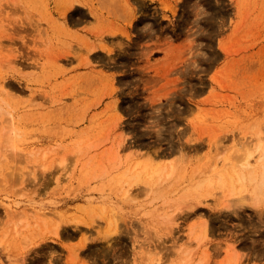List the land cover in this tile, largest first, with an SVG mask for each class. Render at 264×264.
<instances>
[{"label": "rangeland", "instance_id": "rangeland-1", "mask_svg": "<svg viewBox=\"0 0 264 264\" xmlns=\"http://www.w3.org/2000/svg\"><path fill=\"white\" fill-rule=\"evenodd\" d=\"M249 153L264 0H0V264H264Z\"/></svg>", "mask_w": 264, "mask_h": 264}, {"label": "bare ground", "instance_id": "bare-ground-1", "mask_svg": "<svg viewBox=\"0 0 264 264\" xmlns=\"http://www.w3.org/2000/svg\"><path fill=\"white\" fill-rule=\"evenodd\" d=\"M122 148L124 149V145ZM250 156L251 154L249 153L245 163L234 165L230 171L226 170L223 175L219 176V185L228 188L230 197H236L235 199H232L223 195L221 199L226 202L227 206H230L231 204L242 205L246 202H250L252 206L262 212L264 210V170L260 173L256 172V170L249 165L248 158ZM143 169L144 171H140L139 173L144 172L151 177L152 180L155 178H163L164 171L160 168L154 167L152 163H147L144 165ZM174 174L176 175L175 167L173 166L167 175L173 177ZM211 195L215 201L218 200L214 193ZM109 232L110 230L106 232V235H111ZM204 232L203 234H205V236L199 241L201 243L200 245H204V241L208 237L205 229Z\"/></svg>", "mask_w": 264, "mask_h": 264}]
</instances>
